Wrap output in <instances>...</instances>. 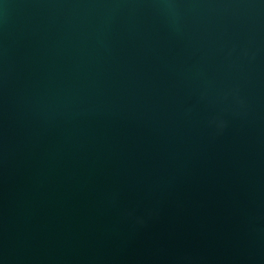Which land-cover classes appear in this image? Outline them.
I'll return each instance as SVG.
<instances>
[{"label": "water", "instance_id": "95a60500", "mask_svg": "<svg viewBox=\"0 0 264 264\" xmlns=\"http://www.w3.org/2000/svg\"><path fill=\"white\" fill-rule=\"evenodd\" d=\"M0 264H264V0H0Z\"/></svg>", "mask_w": 264, "mask_h": 264}]
</instances>
